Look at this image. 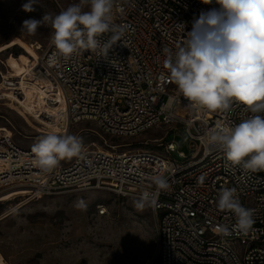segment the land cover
<instances>
[{"label":"built area","instance_id":"obj_1","mask_svg":"<svg viewBox=\"0 0 264 264\" xmlns=\"http://www.w3.org/2000/svg\"><path fill=\"white\" fill-rule=\"evenodd\" d=\"M213 7H219L215 0H113V30L97 38V50L81 49L65 58L50 40L40 61L57 89L53 96L63 99L68 129L86 121L112 137H136L151 129L164 134L154 140L157 150L92 144L45 172L36 164L33 147L24 148L0 131V189L24 188L32 199L101 190L141 201L147 193L156 229L146 264H264V171L232 164L208 139L217 125L264 113H252L238 102L227 111L194 109L164 67V49L175 51L193 18ZM176 126L186 131L188 153L175 138L164 141ZM173 152L182 160L173 159ZM156 176L167 180L166 190L157 189ZM225 187H235L241 204L253 210L246 232L233 227L230 211L217 208ZM221 226L229 234L220 233Z\"/></svg>","mask_w":264,"mask_h":264},{"label":"rangeland","instance_id":"obj_2","mask_svg":"<svg viewBox=\"0 0 264 264\" xmlns=\"http://www.w3.org/2000/svg\"><path fill=\"white\" fill-rule=\"evenodd\" d=\"M28 2L0 0V127L9 129L24 148H32L47 134L60 135L67 120L56 104L54 86L37 66L51 40V24L45 22L29 34L21 30L22 22L40 20L45 13L55 16L81 0H35L34 11H23L21 6ZM82 7L89 10L87 4ZM40 77L51 84L41 87ZM68 134L79 138L81 148L95 144L124 146L119 150L127 151L157 150L154 140L164 132L151 129L119 138L82 121L72 124ZM178 134L187 139L185 129L176 126L164 141L172 143ZM171 157L182 160L177 152ZM28 195L24 188L0 189V217L13 211L0 219V252L6 264H146L154 252L156 219L146 202L139 207L140 200L101 190L40 199Z\"/></svg>","mask_w":264,"mask_h":264},{"label":"clouds","instance_id":"obj_3","mask_svg":"<svg viewBox=\"0 0 264 264\" xmlns=\"http://www.w3.org/2000/svg\"><path fill=\"white\" fill-rule=\"evenodd\" d=\"M201 2L212 4L213 0ZM34 3L29 0L22 10L34 11ZM85 4L88 11L83 10ZM215 4L219 7L201 11L198 18H193L191 31L175 51L164 49V67L194 109L227 111L238 102L252 113H264V0H215ZM112 10L113 0H81L55 16L45 13L40 20H24L21 30L35 34L38 27L50 22L51 44L68 58L81 49L95 51L100 47L97 38L113 30ZM208 139L224 150L232 164L250 172L264 171V115H252L231 126L217 125ZM80 150L78 137L55 133L43 136L32 148L37 166L45 172ZM152 182L158 190L169 187L161 176ZM147 200L145 193L137 206L142 207ZM217 208L230 211L235 217L233 227L241 232L253 222V210L241 204L235 187L219 191ZM218 230L229 234L227 226Z\"/></svg>","mask_w":264,"mask_h":264},{"label":"bare ground","instance_id":"obj_4","mask_svg":"<svg viewBox=\"0 0 264 264\" xmlns=\"http://www.w3.org/2000/svg\"><path fill=\"white\" fill-rule=\"evenodd\" d=\"M37 66H39V68L41 69V71L43 72V73H45V70H44V68L42 67V64H41V61H40V58L38 59V61H37ZM46 74V76L50 79V82L52 83V85L54 86V84H53V82H52V80H51V77L50 76H48L47 75V73H45ZM39 80H40V86L41 87H47V86H49L51 83L50 82H48V83H46L44 80H43V78L42 77H40L39 78ZM54 89L56 90V92H57V89H56V87L54 86ZM55 100H56V104H57V106L58 107H60L61 108V106H60V103L63 101V99L62 98H60V99H58V98H55ZM62 109V108H61ZM67 121H66V123H65V125H64V127H63V129H62V132H61V134L60 135H65V134H68V118H67V115L63 112V110L61 111V113H60ZM0 131L1 132H9L10 134H12V132L9 130V129H7L6 127H0ZM35 139V138H34ZM93 143V142H92ZM95 145V144H94ZM144 145H148V143H144ZM122 147H124V146H122ZM23 201V200H22ZM26 202V201H25ZM30 203V202H29ZM28 203V204H29ZM12 208V207H11ZM14 208H16V207H14ZM12 211V210H11ZM13 212V211H12ZM12 212H8L7 214H5V215H3L2 217H0V219H3V218H6V217H8ZM5 260L6 259H4V257H3V255H2V253L0 252V264H6V262H5Z\"/></svg>","mask_w":264,"mask_h":264},{"label":"water","instance_id":"obj_5","mask_svg":"<svg viewBox=\"0 0 264 264\" xmlns=\"http://www.w3.org/2000/svg\"><path fill=\"white\" fill-rule=\"evenodd\" d=\"M175 139L177 140V142L180 146V149L183 150L185 153H188L186 141L182 138V136L177 135V136H175Z\"/></svg>","mask_w":264,"mask_h":264}]
</instances>
